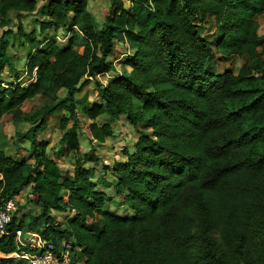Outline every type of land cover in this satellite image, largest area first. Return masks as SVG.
I'll use <instances>...</instances> for the list:
<instances>
[{
    "label": "trees",
    "instance_id": "trees-1",
    "mask_svg": "<svg viewBox=\"0 0 264 264\" xmlns=\"http://www.w3.org/2000/svg\"><path fill=\"white\" fill-rule=\"evenodd\" d=\"M86 1L41 6L50 19L44 26L54 31L72 13L71 26L86 38L81 52L73 47L78 33L64 43L27 35L33 81L0 83V117L30 124L17 140L28 141L33 158H13L0 143V195L15 198L28 188L27 199L38 210L17 221L14 211L0 236V253L7 255L0 264H28L8 256L28 249L18 244V230L22 237L37 232L56 248L74 238L81 264H264V36L256 19L264 0H111L100 27L90 21ZM35 6L36 0H0V21ZM209 19L218 31L214 47L201 31ZM115 39L132 49L123 60L129 70L98 84L99 103L79 108L76 92L112 69ZM8 45L4 32L0 68L11 65ZM215 52L246 61L236 73H214L206 65ZM60 89L65 93L58 97ZM37 95L52 101L23 111ZM59 107L65 114L55 154L73 153L70 174L47 157V142L38 141L46 117ZM78 112L89 120L90 141L112 137V121L120 116L139 132L133 149H124L125 159L106 167L113 181L103 180L105 187L96 182L94 167L84 165L93 161V150L75 155ZM100 116L108 119L99 124ZM113 196L127 215L106 209ZM55 212L72 215L62 224Z\"/></svg>",
    "mask_w": 264,
    "mask_h": 264
},
{
    "label": "rangeland",
    "instance_id": "rangeland-1",
    "mask_svg": "<svg viewBox=\"0 0 264 264\" xmlns=\"http://www.w3.org/2000/svg\"><path fill=\"white\" fill-rule=\"evenodd\" d=\"M46 1L47 0H36V6L33 10H13L8 13L5 22L0 21V35L4 32H8L9 45L7 46V53L11 61V65L5 64L0 68V83L3 87H8L13 83L27 85L34 79L33 73L30 74L27 72V47L29 46L26 40L27 35L34 36L35 42L44 41L47 38L55 36L61 43H64L67 40V37L72 33H78L80 38L74 43L73 47L77 52H81L83 49L86 38L77 26H71V12L68 14L69 20L67 24L58 27L55 31L52 25L44 26L50 21L49 17L41 11V6L46 3ZM110 5L111 0H87L86 12L89 15L90 21L100 27L106 19V14L110 9ZM124 6L127 8L129 2L125 1ZM256 19L258 22V33L264 36V13L258 14ZM19 30H22L23 34H19ZM201 31L208 41H212L211 45L214 47L213 41L218 35V31L212 19H209L204 23V27ZM260 49L261 47L258 48V50ZM131 52L132 49H130L125 40L115 39L113 52L109 56V60L113 64L112 69L109 72L96 75L94 79H91L82 86L78 92H76L75 99L79 108L82 106H91L94 103L100 102L97 94L98 84H104L110 78L129 70L128 67L123 65V60ZM245 61V57H223L215 52L214 56L208 61L206 67L214 73H222L226 70H231L233 73H236L240 65ZM64 93L65 89H60L57 91L56 96L61 97ZM51 101V97L37 95L32 99L27 100L23 104L22 109L25 112L32 113L43 104ZM63 114H65V111L62 107H59L54 113L46 117L48 126L43 133L38 135V141L47 142V147L45 149L47 157L56 161L64 173L70 174L74 168L75 157L73 153L64 151L60 155L55 154L58 147V140L62 134L60 119ZM78 116L80 119V129L78 131V151L75 152V155L82 157L85 154H89L91 149L93 150V161H87L84 165L94 167L96 182L100 184V188L102 186L105 187L106 185H101L103 180L109 183L113 181V173L110 170H106V167L113 165L116 161L125 159L123 153L124 149H133L134 143L139 136V132L131 126L125 116H120L117 121H112V137L107 138L103 143L90 141L91 136L88 130L89 120L82 117L80 112H78ZM107 119L106 116H100L96 119V122L102 124ZM29 127L30 124L28 122L15 120L9 114L0 117V143L2 144L5 153L16 159H28V161L32 163L33 158L28 157L30 151L28 149V141L17 140V135L21 132H25ZM139 129H141L140 126ZM104 189L110 194H113L112 187ZM29 192V189L26 188L20 195L14 198L16 203V210L14 213L16 221L22 217L37 214V208L27 199L29 197ZM112 198L113 200L107 204L106 209L112 210L119 215H127V208L125 206H120L117 197L113 196ZM70 215H72L70 212H56V221L63 224L67 221L66 219ZM95 218L96 216L93 219L88 217L86 218V221L91 223ZM2 257H7V255L0 253V258ZM82 259L83 257L81 253H77L75 260H73V264H81Z\"/></svg>",
    "mask_w": 264,
    "mask_h": 264
},
{
    "label": "built area",
    "instance_id": "built-area-1",
    "mask_svg": "<svg viewBox=\"0 0 264 264\" xmlns=\"http://www.w3.org/2000/svg\"><path fill=\"white\" fill-rule=\"evenodd\" d=\"M15 210L14 198L7 199L0 195V236L7 234L6 227ZM26 233H29L28 237H22L23 233L18 230L16 235L18 244L28 249H21L12 254L28 264H73V257L81 253L82 248L74 238H63L60 246L56 248L50 242L43 240L37 232L27 231Z\"/></svg>",
    "mask_w": 264,
    "mask_h": 264
},
{
    "label": "water",
    "instance_id": "water-1",
    "mask_svg": "<svg viewBox=\"0 0 264 264\" xmlns=\"http://www.w3.org/2000/svg\"><path fill=\"white\" fill-rule=\"evenodd\" d=\"M29 233H26L25 237H28Z\"/></svg>",
    "mask_w": 264,
    "mask_h": 264
},
{
    "label": "crops",
    "instance_id": "crops-1",
    "mask_svg": "<svg viewBox=\"0 0 264 264\" xmlns=\"http://www.w3.org/2000/svg\"><path fill=\"white\" fill-rule=\"evenodd\" d=\"M16 197H17V196H16ZM16 197H15V198H16ZM55 215H56V212L54 213V216H55ZM56 219H57V218H56Z\"/></svg>",
    "mask_w": 264,
    "mask_h": 264
},
{
    "label": "bare ground",
    "instance_id": "bare-ground-1",
    "mask_svg": "<svg viewBox=\"0 0 264 264\" xmlns=\"http://www.w3.org/2000/svg\"><path fill=\"white\" fill-rule=\"evenodd\" d=\"M14 255V254H13Z\"/></svg>",
    "mask_w": 264,
    "mask_h": 264
}]
</instances>
